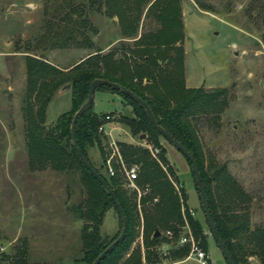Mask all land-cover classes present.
<instances>
[{
    "label": "trees",
    "instance_id": "16d2710c",
    "mask_svg": "<svg viewBox=\"0 0 264 264\" xmlns=\"http://www.w3.org/2000/svg\"><path fill=\"white\" fill-rule=\"evenodd\" d=\"M65 1V23L56 22L55 26L48 24L45 29L50 44L56 47L78 42L77 34H81L82 40L87 42L88 35L81 28L90 25L96 31L83 0ZM89 1L90 8L110 16L116 15L125 36L138 37L143 16L144 19H154L156 24L148 30H144L142 25V31L132 46L122 43L105 50L96 46L95 42H90L88 47L95 46V49L68 67L53 65L43 55L25 53V89L21 114L28 167L74 171L78 173L84 193L71 206L75 217L82 220L80 256L72 264H92L97 255L120 233L121 230L112 239H107L100 233L103 217L111 206L117 210L123 226L120 211L109 193L79 159L72 145L70 123L73 112L87 100L93 78L109 79L121 86L125 85L148 103L156 122L181 141L195 157L213 220L235 263L243 264L249 255H255L259 257L260 264H264V223L255 227L251 225L248 210L250 194L228 172L226 164L206 163L202 142L193 120L205 113H211L214 119H218L229 104V92L225 87L208 90L202 86H186L181 0ZM65 83L70 84L71 109L61 112L53 122L47 123L46 107L54 98L58 87ZM98 89L121 95L133 114L115 111L110 114H116V120L130 127L132 135L146 133V139L154 147L158 146L160 152L158 157H154L150 149L142 144L117 141L125 164L139 166L136 184L140 192L126 189L123 185L125 175L116 160L112 159L115 173L109 174L106 170V159L111 150L108 136L98 127L108 122L106 116L109 112H96L93 100L77 117L74 125L76 145L115 193L124 209L127 223L123 239L97 264H143L140 244L133 245L140 225L147 263L161 262L160 247L163 243L173 244L167 251V258L171 262L186 259L190 244L180 242V236L184 233L181 227L185 225L184 217L189 221L195 236L201 237L200 245L208 251L201 222L191 214L187 206L182 205L179 192L169 178L170 174L179 180L167 158L166 146L160 141V136L165 138L163 133L153 126L147 110L130 95L108 83L100 84L96 90ZM93 148L98 149V158L92 157ZM186 158L193 173L192 163ZM159 159L166 165L167 171ZM193 175L196 183L195 173ZM182 191L186 201L188 195L185 189L182 188ZM156 230L160 232L158 235H155ZM167 231L171 235L166 234ZM23 253V250H19L15 256H3L0 264H44L29 262Z\"/></svg>",
    "mask_w": 264,
    "mask_h": 264
},
{
    "label": "rangeland",
    "instance_id": "374dc122",
    "mask_svg": "<svg viewBox=\"0 0 264 264\" xmlns=\"http://www.w3.org/2000/svg\"><path fill=\"white\" fill-rule=\"evenodd\" d=\"M89 2L83 0L96 31L90 25L81 28L88 35L87 42L77 34L78 42L56 47L50 44L45 29L48 24L65 23V0H0V258L15 256L23 250L29 262L72 264L80 256L82 220L71 209L84 195L78 173L28 167L21 114L25 53L43 55L53 65L68 67L95 49L88 47L90 42L105 50L122 43L132 46L142 25L148 30L156 24L154 19L143 16L138 37L125 36L116 15L90 8ZM181 5L186 52L184 77L187 73L189 83L198 85L190 87H225L229 92V104L218 119L205 113L193 120L206 163L226 164L228 172L250 194L249 218L255 227L264 223V0H181ZM61 86L46 107L47 123L71 109L70 84ZM108 91L98 89L93 94L98 112L115 109ZM125 113L133 114L131 107ZM107 128L112 132L108 136L116 142L146 147L152 144L146 136L132 135L130 127L116 120V114ZM160 141L166 146L167 158L179 180L170 174L169 178L182 205L201 222L212 263L228 264L212 235L187 158L164 137L160 136ZM91 155L98 158V149L93 148ZM159 161L166 170V165ZM123 185L136 190L125 182ZM182 188L188 195L186 201ZM184 221L183 231L190 229L201 242L186 217ZM121 227L118 212L111 206L103 217L100 233L112 239ZM138 244L143 264H198L188 257L181 263L171 262L167 251L172 243L161 245V262L147 263L141 225L133 245ZM259 260L258 256L249 255L243 264H260Z\"/></svg>",
    "mask_w": 264,
    "mask_h": 264
},
{
    "label": "water",
    "instance_id": "95a60500",
    "mask_svg": "<svg viewBox=\"0 0 264 264\" xmlns=\"http://www.w3.org/2000/svg\"><path fill=\"white\" fill-rule=\"evenodd\" d=\"M103 83H105V84L108 83L111 87H113L117 90H120L123 93H126L127 95H130L139 104H141L145 108V110H147L148 116H149L153 126L158 128L163 133V135L165 136L167 141L174 144L191 161L192 170L196 176L197 189H199V193H200V197H201V203L204 207L206 219H207V221H209V225L211 228L212 235L215 237V239H216V241H217V243L221 249V252H223L228 264H236L231 253L228 251L222 237L219 235L215 220H213L210 205H208V200H207V196H206V189H204L202 176H201V173L199 172L197 163L195 161V157L193 156L191 151H189L187 149V147L181 141H179L174 135H172L165 127L161 126L158 122H156L153 111L150 109L148 103L141 96L136 95L130 88H128L125 85L121 86L118 82L111 81L109 79L106 80V79H102V78H93L92 79V82H91V85H90V88L88 91V95H87L88 98L77 109H75V111L73 112L74 114L72 116L71 123H70L72 145H74L75 151H76L79 159L83 162L84 165H86V167L93 174V176H96L98 178V180L101 182V184L103 185L105 190L109 193V195L112 198V200L114 201L116 207L120 211V214L122 217V223H123L122 229H121L120 233L117 235V237H115L112 240V242L97 255V258L95 259V261L92 264H97L104 257V255L106 253L111 251L112 248L118 242H120L123 239V237L125 236L126 231H127L125 212H124L123 207H121L119 201L117 200L115 193L109 187L105 178L103 176H101V174L96 170V168L92 166L90 161L87 160L86 157H84L80 148L78 147V145H76L75 129H74L75 121H76L77 117L79 116V114H81L84 109L88 108L92 104V102L94 100L93 94H94L97 86H99L100 84H103ZM64 87H69V83H65L61 86V88H64ZM145 136H146V133H141L140 138H144ZM159 233H160L159 230L155 231V235H158Z\"/></svg>",
    "mask_w": 264,
    "mask_h": 264
},
{
    "label": "built area",
    "instance_id": "2783aa9c",
    "mask_svg": "<svg viewBox=\"0 0 264 264\" xmlns=\"http://www.w3.org/2000/svg\"><path fill=\"white\" fill-rule=\"evenodd\" d=\"M113 116V114L108 113L106 116V119L110 120V118ZM108 120V122H109ZM107 122V123H108ZM105 124H101L98 128L100 131H103L105 135H111V129L108 130V128L105 127ZM108 144L112 151L110 155L107 157L106 161V170L109 174H114L116 171V168L113 165V160H116L120 165L121 169L125 175V183L131 188H136L137 191H139L137 184H136V178L138 177V169L139 166L137 164H132L128 166L125 164L124 159H122V156L119 151V146L116 140L112 137L110 138L108 136ZM148 147L150 148V151L152 154L156 157V155L159 152V147H154L153 144L149 143ZM118 156V157H117ZM140 192V191H139ZM189 228V226H187ZM168 233H171L170 231H167ZM180 242L186 243L188 242L190 244V250H189V256L188 258L194 259L197 261L198 264H213L210 258V253L206 251L199 243V241L193 236L190 229H187L181 236H180Z\"/></svg>",
    "mask_w": 264,
    "mask_h": 264
},
{
    "label": "crops",
    "instance_id": "0c3cea01",
    "mask_svg": "<svg viewBox=\"0 0 264 264\" xmlns=\"http://www.w3.org/2000/svg\"><path fill=\"white\" fill-rule=\"evenodd\" d=\"M113 43H114V41L111 42L110 45H112ZM185 55H186V52H185ZM185 77H186L187 86H198V85H191L189 83L190 77H188L187 73H185ZM108 93L111 96L112 102H114V105H115V109L114 110H108V112H113V111L118 112V113L130 112V106L125 101H123L121 95H119L117 93L115 95L114 93H112V91H108ZM94 110L97 111L95 108H94ZM108 112H104V113H108ZM105 127L106 128L108 127V123L105 124ZM183 261L184 260H181V261H178V262L181 263Z\"/></svg>",
    "mask_w": 264,
    "mask_h": 264
}]
</instances>
